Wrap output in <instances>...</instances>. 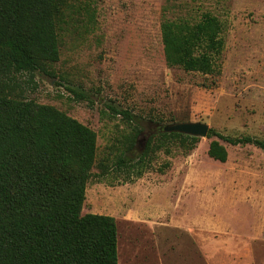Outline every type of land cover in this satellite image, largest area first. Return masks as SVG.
<instances>
[{"label": "rangeland", "instance_id": "1", "mask_svg": "<svg viewBox=\"0 0 264 264\" xmlns=\"http://www.w3.org/2000/svg\"><path fill=\"white\" fill-rule=\"evenodd\" d=\"M205 12L222 24L213 73L168 66L161 21L194 23ZM59 50L58 61L12 75L7 89L96 132L81 213L115 218L118 264H264L261 148L219 140L220 162L206 136L188 151L166 141L148 165L116 163L124 152L137 162L148 135L176 122L264 140V0H66ZM134 123L141 132L127 150Z\"/></svg>", "mask_w": 264, "mask_h": 264}, {"label": "trees", "instance_id": "2", "mask_svg": "<svg viewBox=\"0 0 264 264\" xmlns=\"http://www.w3.org/2000/svg\"><path fill=\"white\" fill-rule=\"evenodd\" d=\"M66 0H0V264H118L117 226L108 214H82L85 190L96 161V132L51 104L13 94L6 81L42 70L60 56L59 21ZM222 24L209 12L194 23L164 18L160 23L168 66L213 73L223 41ZM72 92L77 95L75 91ZM131 123L127 110L109 107ZM127 150L141 127L133 124ZM209 157L224 162L232 146L264 140L224 135L209 127ZM199 137L155 131L132 163L122 153V167L144 166L150 155L174 141L185 151ZM165 152H170L165 147Z\"/></svg>", "mask_w": 264, "mask_h": 264}, {"label": "water", "instance_id": "3", "mask_svg": "<svg viewBox=\"0 0 264 264\" xmlns=\"http://www.w3.org/2000/svg\"><path fill=\"white\" fill-rule=\"evenodd\" d=\"M208 130L209 126L201 122H176L172 124L160 125L155 128V131H176L198 137H206Z\"/></svg>", "mask_w": 264, "mask_h": 264}]
</instances>
